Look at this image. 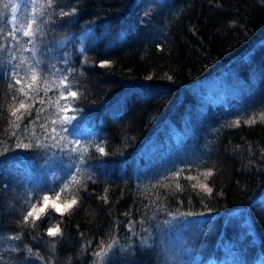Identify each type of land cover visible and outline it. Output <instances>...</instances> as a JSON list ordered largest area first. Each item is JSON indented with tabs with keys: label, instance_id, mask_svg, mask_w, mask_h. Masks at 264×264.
<instances>
[{
	"label": "trees",
	"instance_id": "1",
	"mask_svg": "<svg viewBox=\"0 0 264 264\" xmlns=\"http://www.w3.org/2000/svg\"><path fill=\"white\" fill-rule=\"evenodd\" d=\"M46 2L34 0L30 17ZM13 3L0 0V264H264V0H56L39 16L34 49L10 35ZM21 40L39 61L28 96L9 87ZM221 74L236 104L208 99ZM64 75L90 130L83 166L79 153L35 146L51 144L41 125L56 126L53 78ZM20 101L30 107L17 120ZM47 163L64 166L62 182L36 183ZM45 190L77 203L22 223ZM113 239L106 256L93 255Z\"/></svg>",
	"mask_w": 264,
	"mask_h": 264
},
{
	"label": "snow or ice",
	"instance_id": "2",
	"mask_svg": "<svg viewBox=\"0 0 264 264\" xmlns=\"http://www.w3.org/2000/svg\"><path fill=\"white\" fill-rule=\"evenodd\" d=\"M55 2H56V0H47L46 5L41 4L40 5L41 12L39 13V15L36 14V9L34 8L33 9L34 14L31 16V18L27 19V27L26 28H23V27L16 28L12 33H10L12 38L16 39L15 33H22L23 37L28 38L25 41V43L32 45L33 49H34L35 48L34 37L42 31L41 24L43 23V21H41L39 19V16L43 15V10H45L46 8L53 7ZM4 7L7 8L8 5L5 4ZM12 10H13V13L15 14L17 11L15 4L12 5ZM2 15H3V13H0V16H2ZM60 15H61V17L75 15V9H73L71 12L61 11ZM15 22H16V19L14 16V19L12 21H10L9 23H15ZM0 47H2V46H0ZM24 50L25 51H31L32 49L25 48ZM12 59H15V56H13ZM84 62L86 63L87 61L85 60ZM21 63L23 64L24 61L22 60ZM106 63L107 62H105L104 64H101V66L102 67L105 66ZM38 65H39V61H36V64L30 68L31 83H26L24 77H21L19 75V73H15V78L13 80V83L10 84L9 87L20 86L18 88V90L24 96L29 95V92L26 91L25 89L35 91L34 85L38 79V76H37V66ZM53 83H55V82H53ZM56 87L62 89V91L60 92L59 100L56 102L58 110H59L58 111V119L53 120L51 123H52V125H57V124L72 125L74 121H77V116L76 115H69V113H73L77 110L73 107H70V105H72L76 100H78L79 92L77 90H72V86L69 83V76L68 75H64L59 80V83H58V85H56ZM60 101H64V103L61 104ZM41 103H43V101H41ZM29 107H30V105L24 103V101H20L18 107L14 108L12 110L11 114L14 117H16V119L18 120V119H20V117L17 115V113H19L21 109L27 110ZM259 119L262 122H264V113H261V115L259 116ZM256 122H257L256 119H249V120L245 121V123L249 124V125H253ZM239 125H240V121L236 120V121H233L230 126H237L238 127ZM41 127L44 129L45 139L50 140L51 144L38 142L35 145L36 147H58V146H61L60 140L58 139V137H60V132L57 130L56 127H52L51 132L48 131V129L45 125H41ZM74 127L75 126H73V128ZM64 131H69V129H64ZM17 147L27 149V148L32 147V145L26 144V143H20L17 145ZM62 147L66 148L67 144L62 145ZM70 150L74 153L80 154L81 158L79 160V164L81 166H83L84 165L83 154L86 153L88 151V149L83 148V146L79 145V141H76V146L72 147ZM97 151L99 153H101L102 155L105 154L104 147H98ZM74 166H76V165H74ZM176 175L177 176L180 175V172H177ZM203 175L205 177H208V176L212 175V172L209 171V172L203 173ZM89 179H91V177H89ZM188 179L192 180V179H196V178L189 176ZM74 182L77 184L80 183L79 180H74ZM199 187L203 188L205 191H207L209 193L212 191L211 188L207 187L204 184H200ZM177 188H179V185H177ZM37 191L39 192L40 190L38 189ZM63 191H65V189H61V192H63ZM61 192H55L53 195H49L47 192H44L43 194H40L38 196L33 195L31 198L33 202H31L30 205L26 208V210L23 214V217H22V223H24V224L30 223L32 226H35L36 221L41 220V218L45 214H47L49 208H52L57 213L63 214L62 209L66 211L77 203V199L75 197H73L71 199H64L61 201ZM60 234H61V228H60L59 224H53L46 229V235L48 237L55 238ZM8 239L19 240L20 236H19V234H17L14 236H9ZM143 242L146 243L147 241L145 240ZM117 243H118V241L113 239L110 243H108L106 245L102 244L99 251L95 252L93 255L96 256L97 258H102V257L106 256L108 254L109 250H111L113 248V246ZM28 251L31 253L32 249L29 248ZM93 264H99V261L98 260L94 261Z\"/></svg>",
	"mask_w": 264,
	"mask_h": 264
},
{
	"label": "rangeland",
	"instance_id": "3",
	"mask_svg": "<svg viewBox=\"0 0 264 264\" xmlns=\"http://www.w3.org/2000/svg\"><path fill=\"white\" fill-rule=\"evenodd\" d=\"M34 0H14V3L16 5L17 11L14 14L13 10L10 13V21H12L14 19H16L15 23H12L14 26L16 27H23L26 28L27 27V19L31 18V9L33 6ZM21 47H20V51L18 53V56H16V73H19V75L21 77H24L25 80H29L31 81V71L30 68L36 64L35 59H33V51H25V48L30 49L29 46L24 44V41L21 40L20 41ZM27 44V43H26ZM24 61V63L22 64L21 61ZM223 74H221L220 78L217 79H211L207 82V89L205 91L207 92V96L208 99H211V97H216L218 99H222V101H226L225 98L227 96L228 100H233L234 103L236 104L237 100V95L234 94L233 92H231L230 94L225 95V87L222 83L223 78H225L224 76H222ZM38 76V74H37ZM55 81V84L58 85L59 80L61 79L60 76L57 78H53ZM58 89V94L60 95V92L62 91V89L57 88ZM211 94V95H210ZM59 97V96H58ZM61 103V101H60ZM64 101H62L61 104H63ZM70 107H72L70 105ZM229 108H227L224 111H228ZM231 110H235V109H231ZM59 111V110H58ZM76 112V111H75ZM73 112V113H69V115H76L77 114ZM235 113V112H234ZM230 116L223 117V118H218L215 121V126H221L223 124H225L224 122L227 121L229 119ZM78 118V116H77ZM58 119V115L56 117V120ZM73 126H75L73 128ZM57 128V130L60 132V137H58V139L60 140V145L62 147V145L67 144V147H63V149L65 150L66 154L71 153L72 155H74L75 153L72 152L70 149L74 146H76V141H79V145H84L86 139L88 136H90V130L88 128H86L85 126H81L80 124H78L77 121H74L72 125H60L57 124L56 126H54ZM73 128V129H72ZM64 129H69V131H64ZM179 130H177L176 128L174 129V133H173V137L177 136L181 137V135L179 134ZM60 148V146H58ZM60 154V153H58ZM66 177V169L64 168V166L59 165H48V163L42 168L40 175H36V183L39 184H44L45 187H49L51 186L53 183H57V182H62L63 179ZM60 186V185H59ZM44 192H47L46 190L43 191L41 194H43Z\"/></svg>",
	"mask_w": 264,
	"mask_h": 264
}]
</instances>
